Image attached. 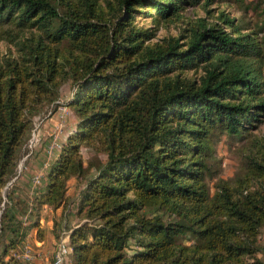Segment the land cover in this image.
Returning a JSON list of instances; mask_svg holds the SVG:
<instances>
[{"label":"trees","instance_id":"trees-1","mask_svg":"<svg viewBox=\"0 0 264 264\" xmlns=\"http://www.w3.org/2000/svg\"><path fill=\"white\" fill-rule=\"evenodd\" d=\"M220 3L249 8L0 0V264H27L19 255L34 231L43 241V208L74 218L71 264H264V137L253 134L264 121V22L241 28L220 11L156 38L162 23ZM146 18L155 27L137 24ZM60 107L75 126L28 201L8 184L35 121ZM222 137L242 142L230 179Z\"/></svg>","mask_w":264,"mask_h":264},{"label":"rangeland","instance_id":"rangeland-1","mask_svg":"<svg viewBox=\"0 0 264 264\" xmlns=\"http://www.w3.org/2000/svg\"><path fill=\"white\" fill-rule=\"evenodd\" d=\"M245 5L249 7L247 10L239 9V7L236 4H223V3L215 4L212 7H210V9H212V12L209 15H207L205 11H203L198 7L194 9H188L184 13L185 18L183 21L162 23L159 26V30L157 31L156 38L161 39V38L176 37L180 35V33L182 32L181 30L185 28L186 23L195 22L197 19H206L208 22H213L214 21L213 19L216 18V16L220 11H224L225 13H227L230 18H235V23L238 24L241 28H247V27L254 28L257 25L261 26L262 23L264 22V0H245ZM253 6L254 7L257 6L256 11L252 10ZM137 24L145 28L155 27V24L152 23L151 18L140 19L139 21H137ZM7 49H8V45L4 42H0V52L3 53L7 51ZM70 94H71L70 85L66 84L61 90V100L64 102L67 98L70 97ZM55 113L58 114L55 119V125L53 129L54 132L51 133V134L54 133V135L50 136L52 137V143L46 147V154L48 159L51 158L50 161H52L54 147L58 144L61 138H64L65 132L72 131L76 122L75 114L69 109L67 110L64 107H60ZM55 113L53 115H55ZM43 119L42 118L37 119L35 121L36 126L38 123H40L39 121ZM59 131L61 134L59 133ZM253 134H257L264 137V121L261 122L260 124H257L256 129L253 131ZM34 139L37 140V137L34 136L32 140ZM36 143L37 141L33 142L32 145L28 146L29 152L31 150L30 147L34 148L33 146L36 145ZM240 144H242V142L241 143L232 142L226 137H222V139L220 140V142L216 147L218 159H220V161L222 162L221 177L223 179L232 178L238 168L239 158H240L239 150L241 148ZM83 155L85 158H88V154L85 151H83ZM20 162H23V159ZM13 180L8 184V186L12 184ZM53 215H55V213H53L52 216ZM54 217H57V215H55ZM69 220H71V222L74 221L72 217ZM62 240H65V238L60 239V241ZM261 245H264V228H263V236L261 237Z\"/></svg>","mask_w":264,"mask_h":264},{"label":"crops","instance_id":"crops-1","mask_svg":"<svg viewBox=\"0 0 264 264\" xmlns=\"http://www.w3.org/2000/svg\"><path fill=\"white\" fill-rule=\"evenodd\" d=\"M57 114L58 113H55V115H52L49 118L40 120V123H38L39 126L37 124L38 127L35 123L31 138L28 142V146L32 145V143L35 141H37V143L33 146L34 148L30 147V152L28 151L27 154L22 158L23 162L19 163V165H21V173L11 184L13 186L12 189L14 190V192H16L21 198L28 201H30L32 196L34 195V191L31 188L32 175L40 173L42 176H44L51 163V158L48 159L46 154V147L52 143V137L50 136L54 135V133H51L54 132L53 129ZM68 133L69 132H65L64 138H61L58 144L55 146L52 158L54 157V154L57 153L56 151L58 150L60 144L65 139ZM34 136L37 137V140H32ZM72 184L73 181L69 183L70 186H72ZM71 193L72 189H70L69 191V194ZM53 213H55L57 217H54L55 215L52 216ZM71 217L72 216H67L66 218V216H63L61 210L52 211L49 208H43L41 210V212L39 213V220L40 228L43 230L44 239L41 242L37 241L34 238V235L36 233L34 231L26 240V243L30 246L34 255V259L32 262L33 264L53 263L54 254H56L58 246L56 237H59V240L60 238L66 239L67 228H70L75 223V220L73 222L69 220ZM64 264H71L69 256L67 257Z\"/></svg>","mask_w":264,"mask_h":264},{"label":"built area","instance_id":"built-area-1","mask_svg":"<svg viewBox=\"0 0 264 264\" xmlns=\"http://www.w3.org/2000/svg\"><path fill=\"white\" fill-rule=\"evenodd\" d=\"M61 109H63V108H61ZM54 141H55V139H54ZM54 149H55V147H54ZM20 173H21V165L18 166L17 176ZM16 178L17 177H15L14 180ZM42 178H43V176L40 173H36V174H34L32 176V178H31V188H32L33 191H35L41 185ZM70 254H71V248L68 246L66 239L60 241L58 243L57 252L55 254L54 261H53L52 264H64L66 259H67V257ZM19 258L24 260L27 264H33L32 262H33V259H34V255H33V252L31 250L30 246L27 243H25V245L23 246L22 252L19 255Z\"/></svg>","mask_w":264,"mask_h":264}]
</instances>
